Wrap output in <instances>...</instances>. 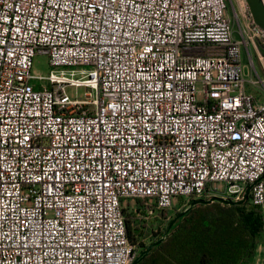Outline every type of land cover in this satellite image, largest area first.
Returning <instances> with one entry per match:
<instances>
[{"label": "built area", "instance_id": "built-area-1", "mask_svg": "<svg viewBox=\"0 0 264 264\" xmlns=\"http://www.w3.org/2000/svg\"><path fill=\"white\" fill-rule=\"evenodd\" d=\"M254 53L246 0H0V264H132L138 201L149 221L252 186L264 214Z\"/></svg>", "mask_w": 264, "mask_h": 264}, {"label": "trees", "instance_id": "trees-1", "mask_svg": "<svg viewBox=\"0 0 264 264\" xmlns=\"http://www.w3.org/2000/svg\"><path fill=\"white\" fill-rule=\"evenodd\" d=\"M193 201L195 199L190 203ZM249 205V200L239 206L218 202L198 205L168 231L174 220L171 219L164 241L140 264H254L263 244L264 214L261 209ZM137 207L140 210V201ZM129 209L125 210L127 234L132 245L141 247L137 259L153 243H140L144 234L135 222L137 214L132 209L133 216L127 214ZM162 216L166 217V212Z\"/></svg>", "mask_w": 264, "mask_h": 264}, {"label": "rangeland", "instance_id": "rangeland-1", "mask_svg": "<svg viewBox=\"0 0 264 264\" xmlns=\"http://www.w3.org/2000/svg\"><path fill=\"white\" fill-rule=\"evenodd\" d=\"M241 6H244V0H234V6L239 9ZM231 9V15L233 20L235 21V25L238 28L236 18H235V12L232 4L230 5ZM254 62L256 65V68L258 69L260 75L262 78H264V71L262 69V66L259 62V59L257 58L256 53L253 55ZM243 66H244V74L246 79L249 81L251 79V71L253 69L250 58L246 50L244 49L243 53ZM51 71L50 67V61L47 56H37L34 59V67H33V74L36 76H48ZM255 78L258 80V78L255 76ZM248 91L254 94L259 93V89L255 88L254 86L248 84ZM79 94H84L86 92V89L81 88L79 90L76 89H69L70 95L74 96L76 93ZM188 205L185 204V201L183 199L180 200V202L177 204V207L174 210H171L169 212H166L167 216L163 217L161 215L160 218H153L150 219L149 221H145V219L142 216H136L135 217V222L137 223L138 227L142 230L143 232V237L140 238V243L145 244V245H150L151 243H154L157 239H162L165 235V229L167 227L168 222L171 219H174L175 216L177 215L178 212L183 211L185 207ZM249 207H254L251 204ZM128 208H131L133 211L138 208L137 203H130L128 205ZM129 209L127 214H132V210ZM133 216V214L131 215ZM141 251V247H137V254ZM254 264H264V239H263V244L260 246L258 249V255L256 257L255 263Z\"/></svg>", "mask_w": 264, "mask_h": 264}, {"label": "water", "instance_id": "water-1", "mask_svg": "<svg viewBox=\"0 0 264 264\" xmlns=\"http://www.w3.org/2000/svg\"><path fill=\"white\" fill-rule=\"evenodd\" d=\"M246 2L249 5L250 12H251V15L253 17L254 22L256 23V25H258L264 31V2H263V0H246ZM251 189H252V186H250L247 189L244 198L241 201H238V202H235V201H232V200H225V199L218 198V197H213L211 199H199V200L193 201L183 211H181L178 216H176L174 218V220L171 222V224L169 226L168 231H171L173 226L175 225V223L180 218H182L185 215H187L193 208H195L198 205H210V204H213V203H216V202L222 203V204H225V205H230V206H239V205L245 204L250 198ZM166 236H167V233L164 235V237L160 241L151 244L142 253L141 256H139L137 259L134 260V262L132 264H140V262L142 260H144L157 245L161 244L164 241Z\"/></svg>", "mask_w": 264, "mask_h": 264}]
</instances>
